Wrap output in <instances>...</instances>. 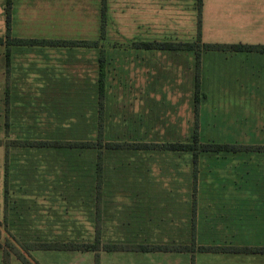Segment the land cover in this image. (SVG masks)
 <instances>
[{"label": "rangeland", "instance_id": "rangeland-1", "mask_svg": "<svg viewBox=\"0 0 264 264\" xmlns=\"http://www.w3.org/2000/svg\"><path fill=\"white\" fill-rule=\"evenodd\" d=\"M254 0H203L202 37L206 41H224L239 39H254V30L245 26V22L238 20L241 14L250 12ZM245 2V3H244ZM102 5L103 0H12V31L13 37L18 38H38V39H101L102 37ZM107 23L105 29V39L109 43H118L117 48L131 46V40H162L174 42H194L198 38V0H107ZM239 16V17H238ZM235 20V21H234ZM7 0H0V36H5L7 31ZM251 23V22H250ZM215 44V43H211ZM103 47H111L102 44ZM8 46H0V264H4L5 250L10 251L9 264H24L14 253V249H19L26 255L32 264H96V253L79 251H34L32 254L25 250V239L14 237L6 230L4 220V157L11 142L4 144V138L10 131L8 126L7 109L4 106L6 87L10 84L8 77L9 69L12 70V61L17 74L24 75L27 68H33L30 80L34 83L40 74L45 73V66L56 69L57 72H68L75 74H90L98 76V59L94 53L87 52V56L78 58H68L64 51L48 50V53L32 50L30 53L16 54L15 59L8 62ZM60 51V52H59ZM45 53V54H44ZM91 60L86 63V59ZM71 59V60H70ZM81 60V61H80ZM96 60V64H94ZM73 62V64L71 63ZM108 70L110 71L111 91H109L110 101L112 100L118 113H128L129 115L143 116L144 126L147 136L145 140H182L191 137L196 124L195 111V75H196V55L185 52H160L150 51L149 53L108 55ZM50 70V69H49ZM60 70V71H59ZM157 72V73H156ZM128 74V75H127ZM25 76V75H24ZM200 92L204 87L201 82ZM206 93V92H205ZM218 95V94H217ZM213 94L206 93V102L212 98ZM230 99L223 94L218 99ZM202 102V104H204ZM211 103V102H209ZM208 104V103H206ZM211 104L210 106H212ZM227 106V105H226ZM246 110H251L250 107ZM30 116H34L40 111L35 109L26 111ZM42 118V117H41ZM136 119V118H135ZM41 122V119H36ZM210 125V137L221 139L222 142L244 143L264 145V125H261V133H254L258 126L244 124H226L225 119H208ZM11 122V121H10ZM21 124V123H20ZM200 124V113H199ZM202 125V124H201ZM200 129L203 136H208L207 125H202ZM12 126V124H11ZM18 128H15L16 132ZM14 131V128H13ZM48 133V132H47ZM12 134V132L10 133ZM258 137L260 140H254ZM6 141V140H5ZM257 155V156H254ZM216 155H207L200 163L199 184H237V165L240 160L236 154L228 153L227 158L216 156V172L221 173L222 183L211 180L210 161ZM247 159L251 158L258 167L264 168V151L245 152ZM159 156L157 160L159 161ZM223 159V160H221ZM173 159L169 162H176ZM179 161V160H178ZM223 162V168L218 166ZM167 163V162H166ZM157 166L154 177L160 179L163 175ZM244 173L250 172L252 162L245 160ZM154 167V166H153ZM179 168L183 170L182 165ZM220 170V171H219ZM214 171L212 167V172ZM191 175V170L189 171ZM178 181L167 183H154L155 189H148L150 197L168 195L161 187L168 188L175 196L186 197L187 200L193 198V184H188L186 193L181 184V175H177ZM213 178V177H212ZM162 179V178H161ZM252 176L246 174L244 181H251ZM176 182V183H175ZM252 184V183H251ZM35 185V184H32ZM50 187L55 184H48ZM152 185V184H151ZM152 185V186H153ZM185 185V184H184ZM43 186H46L44 184ZM160 186V187H159ZM158 188V189H157ZM232 189V187H230ZM230 190V189H229ZM134 191V190H133ZM173 209V207H172ZM80 220H56L48 221L44 229L48 230V237L45 240L62 241H91L95 239V234L89 220L81 215ZM146 220L143 221V223ZM135 223L134 220L126 221L125 224ZM148 229H140L133 225L124 230L129 233L140 232L139 240L151 242H182L189 237L187 226L188 220L178 219L176 215L169 213L167 216L156 212H150ZM138 230V231H135ZM121 230L110 229L112 237L117 238L116 232ZM123 231V232H124ZM16 233L18 231H15ZM51 234H61L52 237ZM111 236H105L103 242L111 240ZM123 238V237H120ZM126 238V237H125ZM134 239L135 237H127ZM36 239V238H35ZM117 240V239H115ZM135 240V239H134ZM124 242H132L124 241ZM239 242H236V244ZM160 255L161 264H186L179 260H171L167 253H155ZM100 256L99 264H105ZM115 263V260H114ZM188 264H240V259L236 256H225L223 254L200 253L196 259L188 260Z\"/></svg>", "mask_w": 264, "mask_h": 264}, {"label": "crops", "instance_id": "crops-1", "mask_svg": "<svg viewBox=\"0 0 264 264\" xmlns=\"http://www.w3.org/2000/svg\"><path fill=\"white\" fill-rule=\"evenodd\" d=\"M240 19L245 22V26L254 30V35H252L254 39L208 42L205 38L203 40L202 37L203 43L264 45V0H254L250 12L241 14V18L238 20ZM141 41L151 40H131V46L124 47L123 50L122 47L120 49L116 47L118 43H109L107 40L105 42L106 45L111 46L108 47L109 54L112 53L118 56L123 51L125 54L134 55L149 53L150 50L148 49L136 47V43ZM152 41L162 40L154 39ZM57 49L64 51L66 56L71 59H77L78 54L82 55L81 57L83 58L87 56V52L94 53L96 60L98 59V66L100 64L101 47H56L48 45H14L11 48L10 62L15 59L17 53H30L32 50L48 53V50ZM96 60L93 61L94 64H96ZM90 61L88 58L86 59V63H90ZM13 62L12 70L9 69L7 71L9 72L10 84L8 88L6 87V94L9 92V97L5 96L4 106L6 109L7 107L9 108L7 118H9L10 131L4 140L48 139V124L54 125L56 117L53 112L54 108L59 106L62 109L66 106L74 105V103H78L74 115L69 117V111H65L68 110L67 108L62 112V116L66 118V124L75 123L76 125L78 119H90L93 127L86 135H91L88 138L94 140L98 137V130L95 128V124H97L99 119L97 112L98 98L95 92H98L99 69L96 77V75L90 76V74L84 73L75 74L63 71L59 73L56 69L51 70V68H48V65L41 69L45 70V73L37 77L36 81L39 82L38 84L30 80L33 68L24 70L25 76H22L16 73ZM71 63L73 64V62ZM201 82L204 91L213 94L212 98L200 106V125H207L209 136L207 138L203 136L200 129L202 141L223 143L221 139L210 137L208 119H225V123L228 125L237 124L242 126L243 133L244 124L249 125L252 123V125L258 126L254 133H261V125H264V52L204 51L201 60ZM69 93H92L93 95L92 98L89 97L91 95L87 96L88 102H85L84 96L82 97L84 100H75L73 97L65 96V94ZM222 94L230 99H218ZM8 99L9 105L7 106L6 101ZM211 104L213 105L210 106ZM248 107L251 110H246ZM32 109L40 111V114L37 113V115L30 116V113L26 111ZM118 114V118L122 119L136 117V114L129 115L123 112ZM139 118H141V125L145 127L143 116L139 115V117H136V119ZM36 119H41V122ZM85 124L87 123H83V126ZM18 127L19 129L16 132L15 128ZM11 132L12 134H10ZM74 133L76 134V132ZM114 133L116 135L121 134L116 131ZM109 134L113 135L112 128ZM111 138L108 137V139ZM254 140L259 141L260 139L255 137ZM44 153L41 154V151L28 148L11 150L10 167L13 181L15 180L22 184H38L43 180L44 184H46V186L42 187L45 196L33 198L32 201L36 202L28 203L32 207L27 208L24 212L31 213L33 220L44 221H53V218L56 220L79 221L80 218L77 215H81L91 222L96 235L97 206L94 203L91 207H88L87 201L89 199L80 197V195L72 196L70 192H64L62 188L58 191L55 189L56 185L48 186V174L50 178H53L58 162L53 156L48 157V152L44 151ZM244 153L236 154L237 159L240 160V165H237V184H232L231 186L230 184H198L195 203H193V198L187 200L186 197L175 196L170 191V193H166L168 195L161 196L159 191L158 198H155V196L150 197L148 189H155L156 187L149 186V184H107V188H104L106 197L102 199L101 203L103 206L101 211L103 220H107L102 225V235L112 237L113 235L111 234L113 232H109V230L115 229L121 230L116 232L115 236L118 238L147 236V234L141 235L140 232L129 233L124 230L129 229L133 225L141 230L148 229L147 221H149L150 212L153 214H156V212L161 215L165 214V216L171 213L173 216L176 215L178 219L188 220L187 229L189 236L194 231L197 236V245L195 250L190 252H160L167 253L169 259L184 261L188 264V260L196 259L200 253H212L229 257L236 256L240 259V264H264V252H204L198 249L201 245L264 247V168L258 167L257 163H254L251 158L247 159L243 156ZM120 156L122 155L114 152L106 154L105 162L109 166L111 174L115 175L118 166L129 163L130 160L120 159ZM222 157H227V155ZM227 158H233V156ZM83 160L84 164L90 166V169L92 168V172H94L98 161L97 150L93 149L85 152ZM245 160L252 162L251 171L247 173H244V166H242V164H245ZM217 163L216 156L212 157L208 175H211V180L214 182L219 181L222 183L221 173L215 171ZM5 165L6 156L4 157L3 166L4 178ZM212 167L214 169L213 172ZM223 167V162L220 161L218 168L221 170ZM90 169L89 172H91ZM246 174L252 176L251 181H244ZM92 187L96 188V185L93 184ZM183 187L184 191L189 189L188 184H183ZM161 189L168 190L165 187H161ZM127 220H134L135 223L128 222V224H125ZM144 220L146 221L143 223ZM192 220L195 221L194 229L191 227ZM236 242L239 243L236 244ZM0 249L4 253V249L2 247ZM34 251L40 250H33L30 253L32 254ZM155 253L158 252L100 251L99 257L101 256L103 260V255H107L105 256V264H161L160 255H155ZM101 264H104L103 261Z\"/></svg>", "mask_w": 264, "mask_h": 264}, {"label": "trees", "instance_id": "trees-1", "mask_svg": "<svg viewBox=\"0 0 264 264\" xmlns=\"http://www.w3.org/2000/svg\"><path fill=\"white\" fill-rule=\"evenodd\" d=\"M203 0H198V38L194 42H174V41H141L136 43V47L145 48L150 51L160 52H185L196 55V75H195V111L196 124L190 139L187 140H145L146 132L143 130L141 118L136 117L118 118V112L112 100L110 101L109 91H111L110 71L108 70V48L103 47L106 43L105 29L107 23V0H103L102 5V37L99 40H64V39H26L13 37L12 31V0H7V31L5 36H0V46H8L7 60L10 62L12 50L16 46H56V47H101V55L99 61V80L98 92H95L98 98V122L95 128L98 130V137L94 140L86 135L92 130L93 124L90 119H78L75 123L66 124V118L62 116V112L67 108L69 117L75 114L77 104L66 106L60 109L59 106L54 108L56 115L54 125L48 124V139H6L11 142L6 150V165L4 178V226L9 234H13L16 238L25 239V250L28 252L33 250L42 251H79V252H95L96 264H99L100 251H141V252H190L194 251L197 245V236L193 233L183 239L182 242H159V241H142L141 236L134 239L114 238L103 242L105 236L102 235V225L107 222L103 220L102 199L105 196L107 184H149L153 182L165 184L167 180L178 181L177 175H181V184H193V203L197 196V186L199 184L200 163L207 155H227L228 153H242L253 151H264V145L258 144H239L228 142L202 141L200 137L199 113L200 104L206 101V93L200 92L201 89V60L202 53L209 50H235L246 52H264V45L255 44H211L202 41V18H203ZM91 95V96H89ZM92 93H69L67 97H73L75 100H84L88 102L87 96L92 98ZM9 97V92L6 94ZM9 105V99L6 101ZM116 105V104H115ZM8 115L9 108L7 107ZM83 123H87L83 126ZM10 126V123L7 124ZM109 128V129H108ZM113 135L109 134L111 132ZM120 132L116 135L114 132ZM76 132V134L74 133ZM108 137H112L108 139ZM28 148L41 151V154L48 152V157L53 156L57 160V169L54 171L53 178L49 177L48 184H55V189L70 192V195H80V197L89 199L87 206L91 207L95 203L97 206L96 237L91 241H62V240H45L48 232L43 230L47 221L33 220L31 213L24 210L32 207L30 202L33 198L45 196L43 194L44 181L39 182L37 187L32 184H22L13 181L10 167V154L12 149ZM97 150L98 161L92 172L90 166L84 164L83 155L89 150ZM80 152V154H79ZM114 152L120 154V159H128L129 163L118 166L117 172L111 174L109 166L106 164V154ZM159 156V161L157 160ZM176 159L177 161H172ZM179 160V161H178ZM167 162V163H166ZM161 165L159 171L163 175L160 179L154 177L155 168ZM184 168L180 170V166ZM154 166V167H153ZM89 169L91 172H89ZM191 170V175L189 171ZM93 173V174H92ZM176 183V182H175ZM95 184L96 188L92 187ZM152 184V185H151ZM168 184V183H167ZM49 186V185H48ZM154 187V185H153ZM164 190V189H163ZM160 191V190H159ZM165 193H170L164 190ZM67 196V195H66ZM49 197V196H48ZM29 203V204H28ZM23 210V211H22ZM106 216V215H105ZM107 217V216H106ZM49 221V220H48ZM110 221V220H109ZM44 224V225H42ZM191 227L194 229L195 221L192 220ZM18 231L17 235L15 234ZM1 235V229H0ZM61 234H51L52 237ZM36 238V239H35ZM45 238V239H43ZM117 239V240H115ZM132 242H124V241ZM0 247L2 245L0 244ZM204 252H264V247H238V246H211L201 245L198 248ZM14 253L24 264H32L24 253L19 249H14ZM10 251L5 250L4 264L10 263Z\"/></svg>", "mask_w": 264, "mask_h": 264}]
</instances>
